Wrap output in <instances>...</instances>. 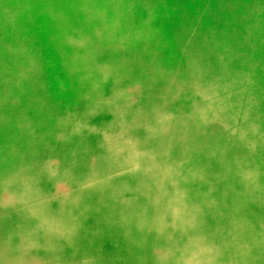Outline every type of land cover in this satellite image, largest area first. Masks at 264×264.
I'll return each mask as SVG.
<instances>
[{
    "label": "rangeland",
    "instance_id": "rangeland-1",
    "mask_svg": "<svg viewBox=\"0 0 264 264\" xmlns=\"http://www.w3.org/2000/svg\"><path fill=\"white\" fill-rule=\"evenodd\" d=\"M33 10L9 54L51 56L0 121V264H264V0Z\"/></svg>",
    "mask_w": 264,
    "mask_h": 264
},
{
    "label": "bare ground",
    "instance_id": "bare-ground-1",
    "mask_svg": "<svg viewBox=\"0 0 264 264\" xmlns=\"http://www.w3.org/2000/svg\"><path fill=\"white\" fill-rule=\"evenodd\" d=\"M5 1L6 0H0V6L4 5V7L0 8V38L3 39L1 41L2 42L1 45L3 46V51L0 52V83L3 82V91L5 92L4 93L5 100L2 101V103L0 104V111L4 109V111H6V114L2 115L0 121L3 120L4 122H6L4 127L8 125V127L10 128V126L13 124L12 123L13 115L18 113L24 116L23 109L22 110L20 109L23 105L19 108L16 106L17 107L16 110L18 109L17 112H15L16 110L12 108V106L14 105V101L17 100L16 98L19 96L21 99V97L24 95L23 92L26 89V81H18L17 83H14L16 77L19 75V73L22 74L25 72L24 63L26 64V62L29 60V58H31L33 54L38 58V63L36 68L42 69L44 68L45 64L48 63L51 53L46 52L45 49H40L37 52L33 51V53H31L32 55L31 54L29 55V52L28 53L26 52L29 49L27 48L23 52L22 51L18 52V54L16 50L14 51L13 55L9 54L10 52L9 50H14V47L16 45L19 36H22L24 39L23 41H25V43L27 44L37 33L38 27L34 24L35 23L33 20L34 14L32 13V11L34 12L33 10L34 5H36L38 0H11L9 3ZM4 2L5 4H3ZM23 2L28 3V5L30 6L29 10L25 12H22L20 9V5ZM62 9L63 12H65L70 19L69 23L70 25H72L73 32L75 34L77 33L76 35L78 36L81 34L83 35V26H81V24L83 25V23L76 14L75 10H73L72 7L68 4H65ZM28 55L30 56L29 58ZM43 74H44L42 77L44 80L43 82L45 83L48 82L50 84L49 86L54 87V90L56 92L63 93L62 91L71 89V86L67 88L56 83L54 77L55 75H49L47 72H44ZM22 100L23 103L27 102L26 101L27 98L25 97H23ZM28 103L29 102L26 103L25 107H28L27 106ZM38 108L41 109L43 107H38ZM38 108L36 110H38ZM44 123L46 124V122ZM1 125L2 122H0V129H1ZM11 165L12 167H14L12 168V171L22 172V173L27 171L33 172L34 170L37 169L38 166V164L36 163V159H34V157L32 160H29L27 162L25 161L22 164L15 163ZM1 184H2V180L0 179V187L2 188L4 184L2 185Z\"/></svg>",
    "mask_w": 264,
    "mask_h": 264
}]
</instances>
